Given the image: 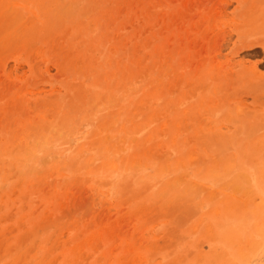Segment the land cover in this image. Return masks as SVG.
I'll list each match as a JSON object with an SVG mask.
<instances>
[{"label": "rangeland", "instance_id": "obj_1", "mask_svg": "<svg viewBox=\"0 0 264 264\" xmlns=\"http://www.w3.org/2000/svg\"><path fill=\"white\" fill-rule=\"evenodd\" d=\"M252 187L264 0H0V264H264Z\"/></svg>", "mask_w": 264, "mask_h": 264}, {"label": "bare ground", "instance_id": "obj_2", "mask_svg": "<svg viewBox=\"0 0 264 264\" xmlns=\"http://www.w3.org/2000/svg\"><path fill=\"white\" fill-rule=\"evenodd\" d=\"M9 6V5H8ZM5 6V7H8ZM12 8V6H11ZM9 9V8H7ZM49 11H46V14ZM33 29V28H32ZM62 132V131H61ZM255 191V195L258 197L259 199V205H257L254 208H249V209H245L243 208L241 211H239L237 209L238 206L232 204V203H224V207L222 208V205H217L215 207V209L211 212V215L209 216V218L207 219L208 225L212 230L213 233V237L210 238V241H221V242H225L227 241L229 244H236V246H238V233L236 231H226L225 233L220 232V226H221V220L223 218V213L226 212L227 214H235L236 216H240L242 215V212H252V214H254L255 219H256V230L264 237V230L262 229V214L264 211V193H262L261 191H259L257 188L252 187ZM232 204V205H231ZM11 211V210H10ZM26 216V215H25ZM2 221V220H1ZM38 221V220H37ZM40 221V220H39ZM36 222V221H35ZM22 224V223H21ZM40 225V223H39ZM35 226V225H34ZM10 227V226H9ZM21 227V225H20ZM36 227V226H35ZM34 227V228H35ZM24 228V227H23ZM22 228V229H23ZM11 229V227H10ZM14 229V228H13ZM26 232H24L23 234H25ZM9 236V235H8ZM25 236V235H24ZM22 237V236H20ZM23 239L24 238H20ZM19 239V240H20ZM68 243V242H67ZM77 248V246H76ZM1 249V247H0ZM74 250V249H73ZM71 251V249H70ZM1 252V251H0ZM74 254V253H72ZM75 255V254H74ZM59 257V256H57ZM261 258V257H260ZM217 260H221V257H218ZM249 260V259H248ZM52 261V260H51ZM262 261V260H261ZM255 262V261H254ZM257 263V262H256ZM254 264V263H253Z\"/></svg>", "mask_w": 264, "mask_h": 264}]
</instances>
